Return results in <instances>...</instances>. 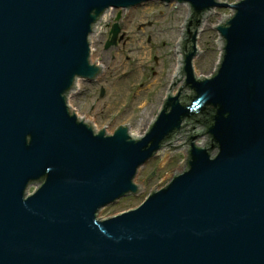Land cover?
<instances>
[{
  "label": "water",
  "instance_id": "water-1",
  "mask_svg": "<svg viewBox=\"0 0 264 264\" xmlns=\"http://www.w3.org/2000/svg\"><path fill=\"white\" fill-rule=\"evenodd\" d=\"M158 1L184 10L160 110L140 134L93 128L68 106L99 78L91 36ZM218 8L215 66L195 74ZM158 152H183L170 184L99 218ZM0 264H264V0H0Z\"/></svg>",
  "mask_w": 264,
  "mask_h": 264
},
{
  "label": "rangeland",
  "instance_id": "rangeland-1",
  "mask_svg": "<svg viewBox=\"0 0 264 264\" xmlns=\"http://www.w3.org/2000/svg\"><path fill=\"white\" fill-rule=\"evenodd\" d=\"M235 4L241 0H217ZM154 2L125 11L114 10L91 40V61L97 59L103 70L93 81L81 80L80 90L68 96V104L91 126L107 133L128 125L139 134L154 111L160 110L172 48L184 18L183 4ZM231 9L218 8L201 19L196 38L198 55L193 61L195 74H209L216 63L218 17ZM123 36L116 46L105 49L109 33L118 15ZM105 95L102 97L101 92ZM183 152L155 156L140 170L134 184L142 187L133 197H126L102 209L98 217L137 206L151 188L169 184L170 175L178 170Z\"/></svg>",
  "mask_w": 264,
  "mask_h": 264
},
{
  "label": "bare ground",
  "instance_id": "bare-ground-1",
  "mask_svg": "<svg viewBox=\"0 0 264 264\" xmlns=\"http://www.w3.org/2000/svg\"><path fill=\"white\" fill-rule=\"evenodd\" d=\"M219 9H220V8H219ZM210 14H211V13H209L208 15L202 17V19L205 20V18L208 17ZM109 17H110V15H109V13H107V16L104 18V20L102 21V23H101V25H100V27H99V30H100L102 24H104V22H106V20H108ZM99 30H98V31H99ZM90 61H91V60H90ZM99 65H100V64H99ZM102 70H103V68H102V66L100 65V72H101ZM80 81H81V80H77V81H76V91H79V90L81 89V88H80V83H79ZM102 91H103V90H102ZM70 94L72 95L73 93H70ZM70 94H69V95H70ZM69 95H68V96H69ZM72 112H73V111H72ZM73 114L76 115V116H78L75 112H73ZM103 131H104V130H103ZM104 132H105V131H104ZM105 133H106V132H105ZM135 133L139 134L138 132H135Z\"/></svg>",
  "mask_w": 264,
  "mask_h": 264
}]
</instances>
